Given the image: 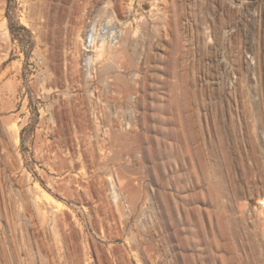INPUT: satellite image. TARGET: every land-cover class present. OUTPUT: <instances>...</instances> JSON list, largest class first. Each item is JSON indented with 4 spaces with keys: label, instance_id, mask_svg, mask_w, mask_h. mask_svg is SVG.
Masks as SVG:
<instances>
[{
    "label": "rangeland",
    "instance_id": "1",
    "mask_svg": "<svg viewBox=\"0 0 264 264\" xmlns=\"http://www.w3.org/2000/svg\"><path fill=\"white\" fill-rule=\"evenodd\" d=\"M0 264H264V0H0Z\"/></svg>",
    "mask_w": 264,
    "mask_h": 264
},
{
    "label": "bare ground",
    "instance_id": "2",
    "mask_svg": "<svg viewBox=\"0 0 264 264\" xmlns=\"http://www.w3.org/2000/svg\"><path fill=\"white\" fill-rule=\"evenodd\" d=\"M111 12H112V9L110 7H107L105 9L106 14H110ZM92 33H93V30L89 34L91 35ZM109 33H110L109 35H104L100 38H96V39H98L97 44H98V49L100 52V57L98 56L99 59H97L98 61H96L97 63L95 62L96 63L95 65H93L94 63L91 61V63H93V64L89 63L87 65V68H91V66L93 65L92 69H94V71L96 70L98 75H100L101 73L107 72V70L111 69V68L117 70L118 68H120V66L116 63H113V62H112V65L110 66L109 65L110 60H108V59L104 60L105 55L107 54V55L113 56L112 54H114V56L116 55V57H119V56H126L127 57L128 51L133 49L132 53L134 54V58L130 59L129 62L127 63V65L131 68V70L134 71L130 75L131 79L133 81V84H134V80L136 79V77L138 76L140 71L143 69L142 64H145V59L141 57L143 54L142 50H141V48L143 47V45H142L143 42L139 43V42H136V40H133V38L131 37L132 31L126 27L120 28V26H116L112 31H109ZM92 38H94V35ZM95 41L96 40H94L93 42H95ZM90 60H91V58H90ZM88 61H89V59H88ZM136 62H138V63H136ZM127 65H126V67H127ZM117 76H118V79H120V81H121L120 89L127 90L126 91L127 94L130 95V90L128 89V85L126 84L123 76L120 74H117ZM128 109H129V114L131 115V120L129 122L114 121V120L110 119L108 121V126H110L113 129H117V130H121V131L124 130V126H126L127 128L134 127L135 122L133 120V115L131 114L132 110L130 108H128ZM13 128H14V126H13ZM13 132L17 136L18 128H14ZM108 181L111 182V179H108ZM123 189H124V191L129 193L132 198L134 197L136 190L134 189V182L132 179L124 180ZM114 195H115V198H117L116 193H114ZM42 199L44 201H46L50 206L52 205L56 208H60V206H61V203L54 200L47 193H44L42 195Z\"/></svg>",
    "mask_w": 264,
    "mask_h": 264
}]
</instances>
